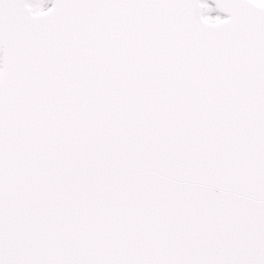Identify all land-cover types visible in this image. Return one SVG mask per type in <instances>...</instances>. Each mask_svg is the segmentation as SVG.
<instances>
[{"label":"snow or ice","instance_id":"1","mask_svg":"<svg viewBox=\"0 0 264 264\" xmlns=\"http://www.w3.org/2000/svg\"><path fill=\"white\" fill-rule=\"evenodd\" d=\"M214 3L0 0V264H264V0Z\"/></svg>","mask_w":264,"mask_h":264},{"label":"rangeland","instance_id":"2","mask_svg":"<svg viewBox=\"0 0 264 264\" xmlns=\"http://www.w3.org/2000/svg\"><path fill=\"white\" fill-rule=\"evenodd\" d=\"M209 5L211 6V11L210 12H207L206 14L209 15V16H211V17H216V16H219L220 17V14L217 13L214 8H212V5L211 4H209Z\"/></svg>","mask_w":264,"mask_h":264},{"label":"water","instance_id":"3","mask_svg":"<svg viewBox=\"0 0 264 264\" xmlns=\"http://www.w3.org/2000/svg\"><path fill=\"white\" fill-rule=\"evenodd\" d=\"M209 1H211L212 3H214V0H209ZM214 4H215V3H214ZM217 9H218V8H217ZM218 11H219L220 13H222V14L228 16V13L223 12V11H221L220 9H218Z\"/></svg>","mask_w":264,"mask_h":264}]
</instances>
